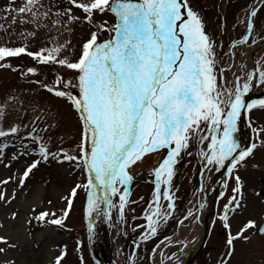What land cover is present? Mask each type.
Returning a JSON list of instances; mask_svg holds the SVG:
<instances>
[{
	"label": "snow or ice",
	"instance_id": "1",
	"mask_svg": "<svg viewBox=\"0 0 264 264\" xmlns=\"http://www.w3.org/2000/svg\"><path fill=\"white\" fill-rule=\"evenodd\" d=\"M66 2L69 7L61 9L57 5L58 10L53 11L43 0H24L19 8L13 7L15 0H9L4 9L7 13L4 19L11 16L13 25L19 20L21 25L30 23L38 30L48 27L45 21H50L58 36L71 33L74 24L86 25L89 31L79 44L78 52L69 39L37 51H30L26 42L18 47H9L7 43L0 45V70L18 73L29 84L64 101L77 129L75 136H67L68 140L75 141V147L65 149L66 138L59 135L58 146L52 150L53 137L49 133L56 129L59 113L53 116L51 110L45 111L43 105L36 103L32 104L34 118L27 124L13 123L7 129L0 127V138L4 140L0 143V165L10 170L14 163L25 162L17 173L0 179V204L10 206L16 200L17 189H24L40 165L68 164L72 175L78 173L83 179L74 181L70 191L62 197L65 207L59 214L48 209L37 212L34 206L30 208L31 214L25 216L26 238L32 235L33 221L40 228L67 230L65 221L80 191L85 193L86 217L95 213L110 219L111 209L116 208L119 221H124L127 206L136 203L130 200V185L134 180L131 170L149 163L153 155L166 153L149 171L154 188L144 210L146 225H137L144 231L139 240L133 241L135 247L127 258L128 264H135L140 245L158 235L160 226L174 216L172 185L177 165L185 156L193 155L189 149L195 142L200 162L198 192L205 191L206 172L226 168V179L222 183L224 189L230 187L231 195L227 196L219 220L228 235L218 264H231L236 256L237 241L249 244L253 236L264 238V216L259 223L248 219L235 234L230 224V217L247 207L239 170L247 167L249 159H254L259 147H264V126L252 128L254 139L249 146L242 147L235 135L243 114L250 117L253 110L264 111V98L246 99L254 89L264 88V60L256 61L252 70H247L243 62L238 66L229 64L218 68L217 44L206 32L203 18L193 7L192 0ZM261 7H264V0H255L244 12L240 24L245 34L231 43L233 54L238 46L247 45L252 51L264 45V22L259 23L257 30ZM74 9L81 15H76ZM97 15H110L113 20L98 21ZM105 34L106 38H102ZM35 35V32L21 33L25 41ZM243 55L245 53H241ZM23 56L39 65H56L68 73V78L56 73L51 84L30 79L39 74L37 68L24 70L10 63ZM233 67L240 74L233 72L229 79L225 73ZM17 100L18 97L12 96L5 101V106L0 108V121L6 118L7 106ZM46 117L56 122L50 123ZM17 140L19 145L14 143ZM9 147L17 149L11 156L6 152ZM229 181L233 183L229 185ZM13 182L17 188L9 194L6 187ZM225 195L222 190L220 197L223 199ZM114 197H118V205ZM48 204L52 201L48 200ZM204 208L205 203L199 202L197 211ZM18 216V211H12L10 220L15 221ZM190 217L199 219L190 208L178 224ZM4 227L0 224V229ZM88 231L91 238V222ZM165 240L169 245L173 243L170 237ZM192 242L175 243L183 246L179 248L183 252ZM162 244L164 241L152 248L153 257ZM18 247L8 235H0V257L5 258L0 264H16L15 258L8 254ZM36 247H39L38 242ZM76 251H81L79 241ZM67 255V245H64L50 264H63ZM79 260L80 264H86L82 255ZM167 260L169 264H179L175 252ZM161 264H164L163 259ZM259 264H264V246Z\"/></svg>",
	"mask_w": 264,
	"mask_h": 264
},
{
	"label": "rangeland",
	"instance_id": "2",
	"mask_svg": "<svg viewBox=\"0 0 264 264\" xmlns=\"http://www.w3.org/2000/svg\"><path fill=\"white\" fill-rule=\"evenodd\" d=\"M23 2L24 0H15L13 7L19 8ZM43 3L45 6H52L53 11L58 10L57 5L61 9L69 7L66 0H43ZM253 3H255V0H192L193 7L200 12L203 18L206 32L217 44V59L220 62L218 68L220 66L226 67L229 64L239 65V59L242 57L241 53H245L248 47L247 45L238 46L233 54L230 45L234 40L245 34V28L240 24V20L244 18V12ZM8 5L9 0H0V25L3 26V28H0V45L7 43L9 47H18L26 42L30 51H37L42 47L53 46L56 41L63 43L65 39H69L76 46L78 52L79 44L88 35V27L81 24H74L72 26L73 31L71 33L64 32L62 36L57 35V31L51 27L50 21H45L48 27H42L38 30L35 25L30 23L21 25L19 20L13 25L11 16L4 19L7 15L4 9ZM74 12L76 15H81L75 9ZM240 14L243 15L242 19H239ZM12 15H15V13ZM102 19L109 22L113 20L110 15L96 16V20ZM257 20V30H259V23L264 22V7L260 8ZM27 32H35L36 35L34 38L28 37L25 41L21 33ZM102 38H106V34ZM252 59L253 63L264 60V45L258 47ZM10 63L13 67L24 70L27 67L37 68L39 74L30 79L46 81L49 84L55 79L56 73L64 75L66 79L68 78V73L56 65H39L27 56L12 59ZM253 67L254 65L247 70H252ZM236 71L237 68L233 67L232 71L225 73V76L231 79L232 73ZM251 94L264 98V88H256ZM12 96L18 97V100L7 106V115L3 121H0V127L7 129L13 123L27 124L30 119L34 118L32 104L36 103L43 105L45 111L51 110L53 116L57 112L59 113V116L56 117L58 125L56 129L49 133L53 137L52 150H56L58 146L57 137L59 135H64L66 138L63 145L65 149L75 147V141L68 140L67 136H75L77 129L73 116L64 101L43 92L37 85L29 84L26 80L21 79L18 73L10 70H0V108H3L5 101L11 100ZM245 115H247L246 122L242 127L243 130L240 131V144L242 147L249 146L253 142L254 133L252 128L264 126V111L253 110L250 117L249 114ZM45 119L50 123L56 122L51 117ZM250 123L251 127L249 126ZM3 142V138H0V143ZM14 143L19 145L20 142L17 140ZM32 147L36 148L37 146L32 145ZM16 150V148L9 147L6 149L7 155L11 156ZM197 150L198 146L193 142L189 149L193 152V155L191 157L185 156L177 165V174L172 185L176 205L174 216L167 224L160 226L158 235L147 243L140 245L135 264H153V259L155 264H159L158 257L161 255L159 250L163 253L161 258L166 261L168 256H171L173 252L176 253L181 248L180 244L175 243V237L180 227L178 221L187 214L191 201L196 198L198 189L201 187L200 162L196 155ZM164 154L166 153L153 155L149 158V163L131 170L134 180L130 185V200L136 201V203H130L127 206L124 221H119V212L116 208L111 209L110 219H106L103 214L98 215L97 221L92 227L91 238H89L88 224L89 222L93 223L95 213L91 217L85 216V193L83 191H80L74 199V205L65 221L67 230L56 229L53 231L40 228L33 221L32 235L26 238L25 216L31 214L30 208L34 206L37 212L48 209L59 214L60 209L65 207L62 197L70 191L74 181L80 182L83 179L78 173L73 176L68 164L63 166H58L55 163L40 165L31 179L27 181L24 189H17L16 200L10 206L6 207L0 204V224L5 225L3 229H0V235H8L19 245L17 249L9 252V257L15 258L16 264H50L57 252L62 250L64 245H67L68 255L63 264H80L79 257L81 255L84 257L86 264H96L93 258L99 260L101 264H128L127 258L135 247L133 241L139 240L144 231L142 228H137V225H146V221L143 219L144 210L147 208L154 188L151 183L153 177L149 175V171ZM23 166H25L23 160L20 163H14L10 170L0 165V179L17 173V170ZM225 172L226 170L223 174L224 180L226 179ZM262 174H264V147H259L255 152L254 159H249L247 167L239 170V175L244 182V202L247 207L241 213L230 217L231 232L233 234L248 219H254L259 223L261 216H264V197L258 195L261 187L259 178ZM232 183L233 181H229V185ZM16 188L15 182L9 183L6 191L11 194L13 189ZM222 190L226 193L225 198L218 197L206 243L196 255L194 263L191 264H218V259L223 254L228 230L223 228L219 215L222 214L223 205L227 202V196L231 195V191L230 187L224 189L223 183L220 192ZM141 197H143V200H141ZM113 199L118 205V197ZM48 200L52 201L51 205L48 204ZM197 208L198 206L195 204L192 211L195 212ZM12 211H18L19 213L15 221L10 220ZM186 224H188V221H186ZM133 229H136V231H133ZM165 237H170L173 243L169 245ZM77 241L80 242V252L76 251ZM88 241L91 244L92 253L89 251ZM161 241H164V244L160 246L153 257L151 250ZM37 242L39 247H36ZM262 246H264V238L261 237L253 236L249 244L237 241L236 256L232 259L231 264H249V262L259 264ZM3 259L5 258L0 257V262ZM179 264H181V261H179Z\"/></svg>",
	"mask_w": 264,
	"mask_h": 264
},
{
	"label": "bare ground",
	"instance_id": "3",
	"mask_svg": "<svg viewBox=\"0 0 264 264\" xmlns=\"http://www.w3.org/2000/svg\"><path fill=\"white\" fill-rule=\"evenodd\" d=\"M243 15H239V19H242ZM256 49L258 47H254L252 51H249L248 48L245 52V55L240 57L239 64L241 62L244 63L246 68H250L254 65L253 63V56L256 52ZM238 74V71H236ZM255 98V95H248L246 99L248 101H251ZM246 119L245 116H243L240 121L238 122V128L236 135V139L238 142H241V135L240 131L242 127L245 125ZM225 169H221L219 172L212 171L211 173H205V179L203 180V185L205 188V191L203 193L197 192L196 198H194L190 205L189 209L191 210L195 207V204H199V202L205 203V208L200 211H195L196 215L199 217L198 220H193L191 217L188 220H185L183 224H180L179 232L175 237V242L184 240V241H193L192 243H189L187 248L184 249L183 252H180L179 250L176 251L177 256L179 257V261H181V264H187L191 256L196 252L200 244L202 243L204 235L208 232L207 229L211 226L213 213L212 210L214 209V202L215 199L218 197V190L216 188V184L219 176L224 174ZM220 191V190H219ZM198 209V208H197ZM186 221H188V224H186ZM181 247H183L181 245ZM160 254L162 253L161 250H159ZM175 259V258H174ZM161 255L158 257L159 264H161ZM164 264H169L168 260L164 261Z\"/></svg>",
	"mask_w": 264,
	"mask_h": 264
},
{
	"label": "water",
	"instance_id": "4",
	"mask_svg": "<svg viewBox=\"0 0 264 264\" xmlns=\"http://www.w3.org/2000/svg\"><path fill=\"white\" fill-rule=\"evenodd\" d=\"M221 180H222V177L221 179L217 182L216 184V188H218L220 186V183H221ZM260 180L262 181V188H261V193H264V174L260 177ZM264 196V195H263ZM95 223V221H94ZM207 234L206 233L203 237V240H202V243L201 245L199 246V248L197 249V251L195 252V254L189 259L188 263L187 264H191L196 256V254L203 248L205 242H206V238H207Z\"/></svg>",
	"mask_w": 264,
	"mask_h": 264
}]
</instances>
